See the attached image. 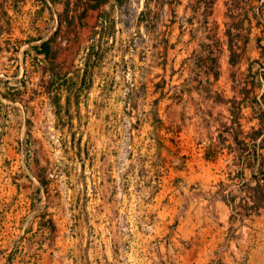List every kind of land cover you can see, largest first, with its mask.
<instances>
[{"label":"rangeland","instance_id":"374dc122","mask_svg":"<svg viewBox=\"0 0 264 264\" xmlns=\"http://www.w3.org/2000/svg\"><path fill=\"white\" fill-rule=\"evenodd\" d=\"M65 1L0 0V264H264V210L244 220L232 179L256 184L255 144L206 156L245 95L258 124L264 0H216L208 34L209 1ZM229 29L250 37L235 66Z\"/></svg>","mask_w":264,"mask_h":264},{"label":"trees","instance_id":"16d2710c","mask_svg":"<svg viewBox=\"0 0 264 264\" xmlns=\"http://www.w3.org/2000/svg\"><path fill=\"white\" fill-rule=\"evenodd\" d=\"M11 1V0H10ZM204 1L207 3L208 1V6L204 8V10L201 12L200 9H195V14H199L200 16V23L203 26L202 30L206 34H208L207 28L209 25V17L213 14V4L215 3L216 0H200ZM235 4H233L235 7H238L240 5L239 0H234ZM61 2V0H45V7L44 9L39 10V12H44L46 8L50 9L53 11L52 4L55 5L57 3ZM210 5V6H209ZM65 6H66V13L68 14L70 11L71 7V0H66L65 1ZM232 6V5H231ZM94 9L99 8V6H94ZM3 9L5 10V5H3ZM262 12L261 8L258 9V13L260 14ZM144 14V13H143ZM7 16L9 18L8 24L11 25V17L7 13ZM258 17V15H257ZM236 20V19H235ZM245 19H242L240 21H234L233 22V27L237 29L239 32L242 31V29L245 26ZM4 34L2 29H0V36ZM226 35L229 37V49L231 51V63L232 65H237L240 60L242 55L245 53V50L247 49V45L250 42V37H248L242 45H237L236 43V35H234L233 30L229 29L226 33ZM260 42V39H259ZM34 49L36 50L38 55H44L46 57L51 56V48H50V40L44 41L41 45L39 46H34ZM0 49V53H1ZM198 60V59H197ZM215 64L217 66L218 64V58H215ZM211 74V73H210ZM212 75L215 77L216 80H219L220 78V73L218 70H215ZM52 84H49L47 89V94H49L50 98L53 96L54 92L52 89ZM246 88H243L245 90ZM21 94V92L19 93ZM4 98L8 97L6 94L3 95ZM246 97L243 99L242 103H238V111L231 110V117H229V120L226 122H221L220 127L218 128L219 130V135L217 138V142L213 145L210 146V149L207 151L206 156L207 159L211 158H216L218 155H220L221 152L220 150L224 149V147H230L232 148L231 145H227V142L232 140L234 143L239 146L240 150V156L244 160L246 159L245 156L250 152L251 154V149L249 147V144L252 142L255 144V151L252 154L254 156V163L252 165H249V168L252 170V179L256 180L255 185H249L251 184L250 182H247V174H246V165L245 164H239V163H234L235 165H239L240 169L232 179H237L240 178L242 179L243 184L247 185V188H243L241 192L243 193L244 201L241 203L242 207V213H243V219L245 220L246 218H249L253 215H260L262 211L264 210V101L261 100L260 98L256 97L257 103H258V124L252 127V130L249 132H245L242 124V118L239 116L240 113L245 109L250 107L248 103L246 102ZM12 102H19L20 98L16 99H10ZM55 107H58L59 104L54 103ZM223 147V148H222ZM249 147V148H248ZM230 176L232 174L230 173ZM217 197L223 199L229 206L236 208L238 206L237 204V196H230L229 194L222 192L217 193Z\"/></svg>","mask_w":264,"mask_h":264}]
</instances>
